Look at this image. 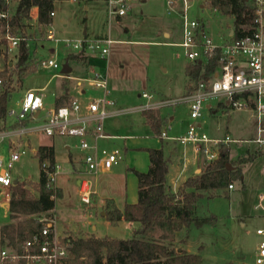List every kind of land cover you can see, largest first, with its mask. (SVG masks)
<instances>
[{
  "label": "built area",
  "instance_id": "2783aa9c",
  "mask_svg": "<svg viewBox=\"0 0 264 264\" xmlns=\"http://www.w3.org/2000/svg\"><path fill=\"white\" fill-rule=\"evenodd\" d=\"M102 1L108 18L124 15L130 6V0ZM163 1L166 13L173 12L179 17L180 40L174 44L181 47L186 60L201 63L213 60L214 66L205 73V77L190 82V88L178 97L155 99L151 92L142 90L139 96L144 98L143 102L123 107L116 105L103 67L91 68L82 76H73L69 71L52 72L49 78L61 76L75 81L72 86L74 94L68 92L67 102L58 106H45L42 92L45 85L20 88L15 83L14 74L18 73L19 65L16 64V60L21 42H24L27 49L24 63L29 70L61 68L63 62L59 63L53 55L36 56L35 46L30 51L29 37L12 22L14 7L18 0H0V3L6 5L0 6V56L3 62V65H0V95L6 94L4 111L0 115V146H4L2 147L4 151H0L1 187L8 188L13 183L14 178L10 176L9 168L21 153L28 149L32 155L35 154L37 147L33 145L30 137L76 136L77 146L83 151L81 161L84 164L82 176L77 179L78 198L83 205H89L94 192L90 176L110 168L120 158L118 148L105 149L98 144V139L113 137L103 132L102 120L131 111L159 109L178 103H184L186 106L188 120L184 133L178 136L168 135L165 131L168 125H165L158 135L180 143H192L206 161H211L217 156L221 144L241 141L232 138L228 133L220 137H211L200 130L203 111L209 108L216 107L221 112L247 111L254 126V136L250 141L256 145H264V0H251L252 15L249 25L242 34L235 35L230 26L224 33L218 35L217 40L207 33L201 21L187 14L194 3L202 8L207 6V0ZM12 2L15 3L14 6ZM53 13L52 8L48 11L50 20L39 22L42 35L38 34L36 37L37 46H42L38 41L46 39L54 43L62 42L67 52L79 55L102 57L107 53V45L114 41L108 36L84 35L75 40L55 36L51 23ZM82 81L98 89V94L85 95L84 100H80L77 95L84 92ZM14 89L20 93L14 101L16 108H8L7 102L12 98ZM8 116H12L14 120H7ZM86 135H89L90 140ZM39 165L44 173L45 186L54 189L55 176L63 171V168L56 161L51 168H48L47 160H42ZM226 187L231 188L232 183H228ZM50 197H55L54 192ZM261 197L262 195L259 196V200ZM36 218L42 221L41 227L31 232L19 249L9 245L6 249H0V264L3 261H22L23 264L63 263L68 243L62 240L63 237L54 234L53 217L39 215ZM255 233L260 238L255 246L251 264H264V221L262 226L255 228Z\"/></svg>",
  "mask_w": 264,
  "mask_h": 264
},
{
  "label": "rangeland",
  "instance_id": "374dc122",
  "mask_svg": "<svg viewBox=\"0 0 264 264\" xmlns=\"http://www.w3.org/2000/svg\"><path fill=\"white\" fill-rule=\"evenodd\" d=\"M11 4L14 6L15 3ZM52 7L54 13L51 23L55 36L69 40H75L84 35L108 36L114 39L107 45V53L96 58L99 63L106 65L107 84L116 104L130 107L143 102L144 98L139 96L142 90L151 92L155 99L178 97L183 94L187 81L184 74V63L187 60L181 47L174 44L180 40L179 17L173 12L166 13L163 0H130V6L124 15L110 18L105 14L102 0H54ZM187 14L201 21L207 33L216 40L219 34L224 33L231 26L230 16L207 6L199 8L197 3L188 9ZM19 24V30L24 31L29 37L30 51L35 46L36 56L53 55L59 63L64 62L68 52L62 42L54 43L52 40L45 39L38 41V44L42 43V46H37L36 37L38 34L42 35V32L37 21L35 6L29 9L27 16L21 17ZM162 28L168 30V36L163 35ZM10 59L13 60V58ZM69 64L73 74H80L76 72L74 63ZM0 65H3L1 56ZM59 68H37L20 77L14 74L15 83L20 88L41 85L52 72H59ZM57 79H59L58 76L53 77L49 87L44 90L45 106H51L53 103V95L50 91ZM81 84L86 87L84 96L98 94V89L88 86L83 81ZM19 95L20 93L14 89L12 98L7 102L6 107L16 108L14 101ZM159 110L173 116L168 128L165 129L167 133H184L188 120L184 103L163 106ZM139 113V111H131L116 117H105L102 123L127 130L128 124L136 120ZM229 113L231 121L227 123ZM229 113L221 114V110H217L208 118L204 116L205 120L200 124V130L209 136H222L227 131L229 136L239 138L241 143L232 141L228 143L231 153L229 160L231 161L238 156H246L255 149H259L261 154L244 163L241 172L242 180H231L232 189L228 190L225 187L214 195L203 194L197 199V214L212 218L201 225L189 224L182 231V236L185 235V247L189 251L200 254L201 264H251L255 246L260 238L255 233V228L262 226L264 221V145H256L250 141V138L254 136V127L252 117L248 112ZM7 120L14 119L8 116ZM164 126L161 129H164ZM130 130L140 132L139 129ZM71 138L60 135L52 136L57 153L60 142L64 139L71 140ZM30 140L34 146L51 141L44 135L30 137ZM191 145L190 142L185 143L188 152L192 151ZM100 146L105 149L115 147L106 143ZM2 147L4 146H0V151H4ZM181 149L182 145L176 143L175 151L180 153ZM200 155L199 152L198 157ZM56 159L63 166L58 154ZM205 161L202 158V164ZM9 172L12 178L20 179L33 194H36L31 182L38 179L40 165L31 151L26 149L21 153L19 158L12 162ZM62 177L64 174L58 173L55 180L59 181ZM68 177V185L64 191L72 195L73 176L68 175ZM242 182L243 187H241ZM7 191L8 188L0 186V200L6 197ZM260 195H262L261 200H259ZM7 220L6 210L0 205V223ZM109 233L119 235V237L130 236L122 232L120 227ZM2 248L8 247L0 243V249Z\"/></svg>",
  "mask_w": 264,
  "mask_h": 264
},
{
  "label": "trees",
  "instance_id": "16d2710c",
  "mask_svg": "<svg viewBox=\"0 0 264 264\" xmlns=\"http://www.w3.org/2000/svg\"><path fill=\"white\" fill-rule=\"evenodd\" d=\"M54 0H18L14 7L12 22L18 26L21 17L27 16L32 6L36 7L38 22L50 20L48 11L53 7ZM1 7H6L0 3ZM207 7L231 17V27L235 35L242 34L249 25L252 15L251 0H207ZM22 27V26H21ZM27 49L21 42L16 64L19 65V77L29 69L24 63ZM69 55L66 58H73ZM214 66V61L205 63L198 61L185 62L184 73L189 83L205 77ZM203 68V72H201ZM190 88L187 85L186 90ZM185 90V91H186ZM6 94L0 95V115L4 111ZM68 95L64 89L55 98V105L67 102ZM145 122L155 134H159L164 117L155 108L141 110ZM149 166L145 171L133 170L137 178V198L135 202L125 203L121 209L110 206L104 210L107 220L114 222L119 219L136 221L138 224L128 237L81 236L67 234L62 240L67 241V253L62 264H200L201 257L197 252L175 249L171 246L174 232L190 223L201 225L212 217L199 216L195 213V203L203 190L226 187L231 180H241V165L260 154L255 149L246 156H238L229 160V149L225 144L218 147L217 156L205 161L200 171L187 176L171 191L165 182L168 157L161 148H146ZM38 162L47 160L48 168L52 167L54 151L51 144H40L36 149ZM230 164V167L226 165ZM31 185L36 194L17 179L8 187L7 209L11 221L0 225V243L9 244L17 249L31 232L41 227L42 221L36 218L47 215L53 207L54 198L59 195L57 188L45 186L44 173L39 172L38 179ZM54 192L55 197H50ZM24 216V217H20ZM2 264H23V262L3 261Z\"/></svg>",
  "mask_w": 264,
  "mask_h": 264
},
{
  "label": "crops",
  "instance_id": "0c3cea01",
  "mask_svg": "<svg viewBox=\"0 0 264 264\" xmlns=\"http://www.w3.org/2000/svg\"><path fill=\"white\" fill-rule=\"evenodd\" d=\"M161 31L164 36L169 35V32L166 28H162ZM69 55H76V57L65 58L64 60L67 62L70 68L69 73L73 76H79L81 74L83 75L89 69L95 67H103L106 71V65H102L101 62L99 63V60H97V58L94 56H88L86 54L79 55L75 52H68L67 56ZM70 62L75 64V70L76 72H80V74L78 73L73 74L72 67L69 64ZM35 70L30 69L27 72L35 71ZM49 76L41 85L29 86V87H40L45 85L42 91L44 98L45 96L44 90H46L49 87L50 81L53 78V77L49 78ZM185 77L187 81L185 83L184 92L186 90L187 85L190 84L186 75ZM58 78L59 79L55 80L53 85L51 86L52 89L50 93L53 95L52 105H55L54 103L55 98L60 96L64 89H66L67 95L68 92L73 93L72 86L75 84L74 79L61 77V76H58ZM85 89L86 87L84 86V92ZM84 92L83 94L77 95L80 100H84L85 98ZM217 110L218 109L214 107L203 111V122L205 120L204 116H207L208 118L209 115L215 114ZM234 111L247 112L245 110H231V111L221 112V114H226L229 112L232 113ZM139 112L140 113L138 115V118L134 120L132 123L128 124L127 130H125L124 128H118L117 126H111L108 124L103 125L102 123L103 132L108 135H113V137L98 139L97 140L98 144L103 145L106 143L111 146H115L114 148L119 149L120 158L117 161V163L113 164L110 168L106 170L98 171L97 173L90 176V178H93L91 179V184H92L91 188L93 189L94 192L91 195V203L89 205H83L78 198L77 179L80 176H82V172L84 170V164L81 161V155L83 151L79 149L77 146L78 138L76 136H66L68 138L72 137L71 140L73 141L68 139L62 140L60 142L58 153L54 147L52 136L48 137L51 140L50 142L38 143L35 145L37 147L40 144H46V145L51 144L53 146V151H54V160L58 162L56 159V155L58 154L63 164V166H61V164L58 162L60 167L63 168V171L59 173H63L64 177H62L59 181L55 180V187L57 188L59 195L54 198L53 207L49 209L47 211V215H45V216L53 217L54 234H56L59 237L66 236L69 233L81 235V236L108 235L111 237H119V235H111L109 231L112 230L116 231L120 227L122 232H125L130 235L132 229L136 227L138 224L136 221H127L121 218L117 221L111 222L105 218L104 210L110 208V206H115L116 208L121 209L125 203H132L136 201L137 178L133 170L135 169L138 171H145L148 168L150 162L146 151L147 147L161 148L163 153L168 157L165 182L167 184V187L171 191H175L177 187L180 185V183L187 176L196 174L200 171L202 165V158L204 160V157L202 156L201 153H200L201 155L198 157L199 152L195 150L193 145H191L192 151L188 152L187 149L185 148V143H180L174 139L163 138L160 137L158 134H155L151 130L149 125L145 122L144 116L142 115L141 111ZM158 112L160 116L164 117V122L159 129L161 130V127L164 126L165 124L169 126L173 116L172 114H168V112L165 113L161 112L159 109ZM116 116L118 115L109 116V117H116ZM226 121L227 123L231 121L230 113L227 115ZM130 129L132 130L139 129L140 132L137 133L131 131ZM225 133L228 132L226 131ZM167 134L172 136H178L183 133L179 132V133H167ZM32 137H36V136H32ZM86 137L87 139L90 140L89 135H86ZM211 137H220V136H211ZM232 138H237V137H232ZM176 143L182 145V149L180 153H177L175 151ZM228 143L225 145L228 146ZM239 143L241 142L239 141ZM228 149H229V154L231 155L230 148L228 147ZM34 156H36V152ZM248 161L250 160H247L242 163L241 172L244 163ZM68 175L73 176L74 186H73V192L71 193L72 195H68L64 191V188L68 185V181H69ZM15 179L17 178H14V180ZM241 180H242V175H241ZM243 184L244 183L242 182L241 187L244 186ZM224 188L225 187H219V188L203 190L202 195L205 194L207 196H211L218 193V190H223ZM229 189H232V187ZM8 196L9 193L7 191L6 197L0 200V205L4 207L7 215H8V209H7ZM196 204L197 201L195 203V213L197 214ZM20 217H24V216H20ZM9 221H11V219L8 217V220L6 222ZM6 222L0 223V225ZM188 226L189 225L182 226L179 230H176L174 232V239L171 242L174 244H171V246H173L175 249L183 248L187 252H192L185 247V235L182 236V231H184ZM5 245L7 246L9 244H5Z\"/></svg>",
  "mask_w": 264,
  "mask_h": 264
},
{
  "label": "water",
  "instance_id": "95a60500",
  "mask_svg": "<svg viewBox=\"0 0 264 264\" xmlns=\"http://www.w3.org/2000/svg\"><path fill=\"white\" fill-rule=\"evenodd\" d=\"M69 70H70V68H69L67 62L64 61V62L62 63V66H61V68H60V71H61V72H68ZM226 165L230 167V164H229V163H226ZM14 182H15V180H13V183H14Z\"/></svg>",
  "mask_w": 264,
  "mask_h": 264
}]
</instances>
